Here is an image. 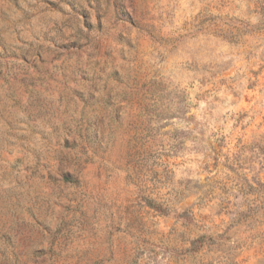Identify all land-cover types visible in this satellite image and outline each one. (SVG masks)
<instances>
[{
    "label": "rangeland",
    "instance_id": "374dc122",
    "mask_svg": "<svg viewBox=\"0 0 264 264\" xmlns=\"http://www.w3.org/2000/svg\"><path fill=\"white\" fill-rule=\"evenodd\" d=\"M262 1L0 0V264H264Z\"/></svg>",
    "mask_w": 264,
    "mask_h": 264
},
{
    "label": "trees",
    "instance_id": "16d2710c",
    "mask_svg": "<svg viewBox=\"0 0 264 264\" xmlns=\"http://www.w3.org/2000/svg\"><path fill=\"white\" fill-rule=\"evenodd\" d=\"M255 2H256V4H259V3L263 2V1H262V0H255ZM150 204H151V206H152L153 208H155V209H157V210H161V209H160L161 207H160L157 203H155V202H151Z\"/></svg>",
    "mask_w": 264,
    "mask_h": 264
}]
</instances>
